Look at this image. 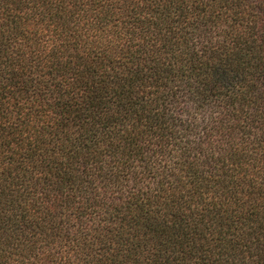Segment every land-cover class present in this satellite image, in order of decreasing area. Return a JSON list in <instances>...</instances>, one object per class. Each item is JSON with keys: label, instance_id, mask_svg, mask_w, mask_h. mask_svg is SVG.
Returning <instances> with one entry per match:
<instances>
[{"label": "trees", "instance_id": "trees-1", "mask_svg": "<svg viewBox=\"0 0 264 264\" xmlns=\"http://www.w3.org/2000/svg\"><path fill=\"white\" fill-rule=\"evenodd\" d=\"M0 264H264V0H0Z\"/></svg>", "mask_w": 264, "mask_h": 264}]
</instances>
